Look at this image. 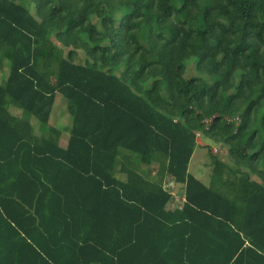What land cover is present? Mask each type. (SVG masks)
Listing matches in <instances>:
<instances>
[{"label":"trees","instance_id":"16d2710c","mask_svg":"<svg viewBox=\"0 0 264 264\" xmlns=\"http://www.w3.org/2000/svg\"><path fill=\"white\" fill-rule=\"evenodd\" d=\"M3 60L0 264H264V0H0Z\"/></svg>","mask_w":264,"mask_h":264},{"label":"rangeland","instance_id":"374dc122","mask_svg":"<svg viewBox=\"0 0 264 264\" xmlns=\"http://www.w3.org/2000/svg\"><path fill=\"white\" fill-rule=\"evenodd\" d=\"M195 63H196V57H193L188 60V72L186 73V77L198 75L194 69ZM8 64L9 63L7 60H3V64H0V82L1 83L8 76V72H9ZM204 78L209 83L213 82L208 78L207 75H204ZM9 110L13 115H18L21 118L29 120L37 131L45 130L46 126L41 121H39L35 116L27 113L26 111L18 108L15 105H10ZM50 124L59 128L62 131V134L64 132H67V130H68V134L70 133L72 117L66 111V98L61 93L57 94ZM197 142L199 143V146H197L195 153L192 157L190 171L193 174H195L197 177H199L202 181L209 183L211 176H212V169H213L211 152L212 154L213 153L218 154L222 158L229 160L228 154H227V148L223 149V148H220L218 145H213L212 143H210V145L206 147L208 142L202 139V136L199 138V140H197ZM131 164L136 170L140 171V173H145V168L141 164V160L139 158L137 157L133 158L131 160ZM117 176L124 178L123 174H118ZM176 192L178 193V196L182 194L179 188L176 189ZM171 203L169 204L170 207L172 206ZM175 203H178L176 202V197H175Z\"/></svg>","mask_w":264,"mask_h":264},{"label":"built area","instance_id":"2783aa9c","mask_svg":"<svg viewBox=\"0 0 264 264\" xmlns=\"http://www.w3.org/2000/svg\"><path fill=\"white\" fill-rule=\"evenodd\" d=\"M177 121V120H176ZM210 121H208L209 123ZM196 136H197V140H199V138L201 137V133H196ZM164 188L165 190H167L169 193H171L174 197H177V192H176V189H177V183H176V180L174 177H169L165 180L164 182ZM185 200V198H184ZM183 200V202H184ZM183 204V203H182ZM182 206V205H181ZM181 206H178V207H181Z\"/></svg>","mask_w":264,"mask_h":264},{"label":"crops","instance_id":"0c3cea01","mask_svg":"<svg viewBox=\"0 0 264 264\" xmlns=\"http://www.w3.org/2000/svg\"><path fill=\"white\" fill-rule=\"evenodd\" d=\"M50 121H51V119H50ZM69 135H70V134H68V130H67V132H64V133L62 134L61 144H62L63 146H66V144H67V142H68ZM198 178H199V177H198ZM177 196H178V193H177ZM183 200H184V195H183V194H180V196L176 197V202H178V203H175V197H174L173 201H171L172 203L170 202V203L172 204V206H171V207L169 206V208L174 209V208H176V207H178V206H181L182 203H183Z\"/></svg>","mask_w":264,"mask_h":264}]
</instances>
